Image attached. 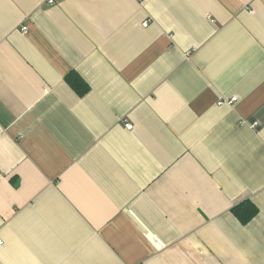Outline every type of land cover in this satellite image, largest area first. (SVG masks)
Returning <instances> with one entry per match:
<instances>
[{
  "label": "crops",
  "instance_id": "1",
  "mask_svg": "<svg viewBox=\"0 0 264 264\" xmlns=\"http://www.w3.org/2000/svg\"><path fill=\"white\" fill-rule=\"evenodd\" d=\"M47 1L0 0V264H264V0Z\"/></svg>",
  "mask_w": 264,
  "mask_h": 264
},
{
  "label": "trees",
  "instance_id": "2",
  "mask_svg": "<svg viewBox=\"0 0 264 264\" xmlns=\"http://www.w3.org/2000/svg\"><path fill=\"white\" fill-rule=\"evenodd\" d=\"M66 82L79 95L88 91V85L76 74L70 73L65 77ZM238 220L245 224L257 213V207L249 200H243L231 208Z\"/></svg>",
  "mask_w": 264,
  "mask_h": 264
},
{
  "label": "built area",
  "instance_id": "3",
  "mask_svg": "<svg viewBox=\"0 0 264 264\" xmlns=\"http://www.w3.org/2000/svg\"><path fill=\"white\" fill-rule=\"evenodd\" d=\"M47 2H48L49 4H54V3H55V0H48ZM147 24H148V21H147V20L144 21V22L142 23L143 26H146ZM23 30L26 31V30H25V27H23ZM224 102H225V103L227 102L228 104H230V103L234 102V99H230L229 101H219L218 104H222V103H224ZM125 126L127 127V129H131V127H132V125H130V124H128V123H126Z\"/></svg>",
  "mask_w": 264,
  "mask_h": 264
}]
</instances>
